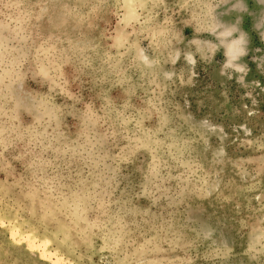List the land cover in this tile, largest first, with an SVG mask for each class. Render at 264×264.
Returning <instances> with one entry per match:
<instances>
[{
	"label": "rangeland",
	"instance_id": "1",
	"mask_svg": "<svg viewBox=\"0 0 264 264\" xmlns=\"http://www.w3.org/2000/svg\"><path fill=\"white\" fill-rule=\"evenodd\" d=\"M0 264H264V0H0Z\"/></svg>",
	"mask_w": 264,
	"mask_h": 264
}]
</instances>
